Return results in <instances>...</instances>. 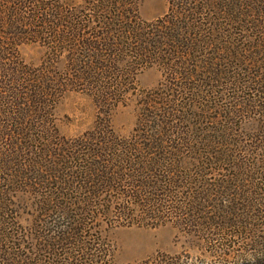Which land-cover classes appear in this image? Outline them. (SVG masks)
I'll return each instance as SVG.
<instances>
[{
	"label": "rangeland",
	"instance_id": "374dc122",
	"mask_svg": "<svg viewBox=\"0 0 264 264\" xmlns=\"http://www.w3.org/2000/svg\"><path fill=\"white\" fill-rule=\"evenodd\" d=\"M181 1L140 0L134 10L129 11L135 24L125 29L141 31L148 35L146 39L153 40L150 34L157 27L152 26L167 14L173 15L176 8L183 7ZM201 1L197 5H203L204 0ZM211 1L214 8L202 10L195 19L197 26L203 23L201 33L195 32L197 37L212 47L232 53L231 57L237 53L250 63H219L222 73L228 70L227 78L239 79L232 82L237 84L218 82L221 86L216 96L200 97L198 91H192L202 98L198 104L191 101L189 94L180 98L169 93L168 80L155 63L139 64L133 70L128 68L131 57L127 51L120 54L117 50L116 54L100 60L91 53L88 54L91 57H87L78 44L69 49L66 43L61 46L63 50L57 46H25L19 49L20 66L13 62L1 63L0 134L3 137L0 156H8L10 173H0V179L5 175L14 176L15 171L17 175L33 178L37 167H45V159L48 162L50 156L75 151L83 157L75 147L84 144L88 137L89 148L102 160L113 156H144L117 152L121 150L116 145L122 148L134 145L132 149L136 151L143 149L138 136L146 129L153 139L163 140L164 148L171 147L165 156L174 158L179 174L173 178L178 177L183 185H179L175 199L165 203L166 209L161 215L151 218L131 207H127L128 216L122 218L117 213L118 205L101 203L104 209H111L110 216L99 217L92 210L94 213L76 226L78 234L68 231L66 238L73 235L75 245L69 240L72 245L64 251L42 252L41 239L45 247H52L54 241L63 238L70 220L48 219L47 223L52 224L48 226L50 232L38 240L34 233L35 207L42 200L37 201L32 190L24 187L25 181L24 185L14 187L1 184L0 190L3 187L5 192H10L4 198L11 214L10 229L3 233L5 238L0 248L3 254L15 255L5 258L8 263L53 264L55 259L64 260L66 264H252L253 259L260 256L256 254L263 252L260 247L251 249L246 245L256 237L264 240V200L253 196L256 185L262 190L260 195L264 194L260 185L264 184V73L258 68L264 67V0ZM73 4L80 7L82 3L76 0ZM224 11L240 17L243 24L227 25L229 17L224 26ZM84 16L80 15L81 20ZM96 25L84 23L85 29L88 28L81 35L84 41L99 43L101 31L93 29L98 27ZM257 52L260 55L253 57ZM211 53V48L206 50L207 56ZM205 60L207 58L201 56L192 61ZM186 63L192 65L191 60ZM15 68L18 73L13 74L10 70ZM23 73L27 74L28 82L16 88V80L24 76ZM205 77L208 84L212 76ZM189 84L196 86L193 80ZM206 91L211 89L202 90ZM16 95L25 99L24 107L18 108L12 103ZM34 95L36 104L31 102ZM173 100L178 101L172 102L177 107L170 109L169 103ZM230 112L236 116L228 115ZM146 120L149 125H145ZM166 129L168 133L159 137ZM224 141L234 145V156L238 160L226 163L222 167L226 171L219 167V171H208L205 177L194 176L193 159L200 154L191 152L201 148L199 144L209 149L212 142ZM37 157L40 158L37 160ZM79 166L78 172L87 171L84 163ZM231 166H240V171H227ZM181 177H187V185L179 179ZM232 181L236 183L231 184ZM219 185L225 190L219 191ZM228 189L230 191H226ZM34 191L37 190L33 187ZM237 222L243 224L229 228ZM86 244L90 245L87 249L92 259L79 254ZM253 249L255 251H251Z\"/></svg>",
	"mask_w": 264,
	"mask_h": 264
},
{
	"label": "trees",
	"instance_id": "16d2710c",
	"mask_svg": "<svg viewBox=\"0 0 264 264\" xmlns=\"http://www.w3.org/2000/svg\"><path fill=\"white\" fill-rule=\"evenodd\" d=\"M74 1L76 0H0V65L1 63L13 62L14 65L20 66L19 49L25 46H57V48L62 49L61 46L67 43L71 49L75 44H78L80 49L85 50L87 57L92 55L95 59L100 60L116 54L117 50H120V54L127 51L131 57V61L127 63L128 68L133 70L139 64L147 66L155 63L164 72L165 79L168 80L169 93L172 92V95L180 98L187 97L189 94L191 101L198 104L202 98L199 99L198 95L195 96L194 91H198L200 97L202 95L216 96L218 94L216 90L221 86L218 82L227 81L230 86L237 84L236 82L233 85L232 82L239 79L236 77L227 78L229 76L228 70L225 69L223 70L225 72L222 73L219 63L234 62L232 64H239V61L250 63V60L244 61L237 53L231 57L230 54L232 53L221 47H212L211 44L202 42L197 37V33L200 34L202 31L203 23L197 26L195 19L202 14V10L214 8L211 0H204L203 5H197L199 0L181 1L183 7L179 10L176 8L173 15L167 14L152 26L157 27L150 34L154 37L153 40L146 39L148 35L145 36L141 31L125 29V26L133 23L129 11L134 10L140 0H79L82 3L80 7L75 6ZM177 2L179 3L180 0ZM80 15L87 16L81 20ZM239 16L242 15L239 14ZM226 18H229L227 25L243 24L239 20L240 17H235L232 13L228 14L224 11L223 19ZM226 22L225 20L224 26ZM84 23L97 24L98 27L93 29L96 32L101 31L98 44H90L83 40L81 35L88 29H85ZM210 48L212 53L207 56L206 50ZM89 53L91 55H88ZM258 55L260 52H257V55L254 54L253 57ZM201 56L207 60L193 63V59L196 60ZM187 60H191V66H188ZM258 68L260 73H264V67L259 66ZM5 71H8V67ZM10 71L13 74L18 73L16 68ZM239 71H242L241 66H239ZM22 75L24 76L16 80V88L23 87L28 82L27 74L23 73ZM206 75L212 76L208 79V84L206 83ZM247 78L249 79V77ZM192 80L196 83L194 88L189 84ZM173 82L176 83L173 84ZM214 84L216 86H213ZM171 86L176 90L170 89ZM2 87L0 84V89H3ZM205 89H211V91L202 92ZM36 97V95L32 96L31 102L33 104L37 102ZM172 98L174 99V97ZM234 100L237 101V99ZM172 102L178 103L177 100L171 101L169 103L170 109L177 107L173 106ZM12 103L18 108L26 105L25 99L18 95ZM228 115L236 116L231 112ZM146 124H148L147 120L145 121ZM229 125H231L230 122ZM0 127L2 128L1 123ZM164 127L167 128L166 125ZM168 130L160 132L159 137L165 136ZM2 137L3 134H0V140ZM138 139L139 143H142L143 149L136 151L132 149L134 145H127L126 148L116 145L117 149L121 150H117V152H135L144 156H113L110 159L102 160L100 156L96 155L97 152L91 147L89 148L91 144L89 143L90 137H88L84 144L75 147L84 154L83 157L75 151L64 156H50L48 162L45 159V167L41 169L37 167L33 178H27V175L24 176L20 173L17 175L15 171L14 176L5 175L4 179H0V186L6 183L14 187L18 184L22 185L25 181L26 186L23 184L24 187L32 191L34 187L37 190L31 191V194L35 195V198L38 197L37 201L42 200L35 207L37 209L35 210L34 233L37 234L38 240L41 239L40 236H45L44 234L50 232L48 226L52 224L47 223L48 219L70 220L67 232L63 238L54 241L56 243L52 247H45L44 241L41 239L43 244L40 245V251L52 250L55 252L58 249L64 251L69 245H72L69 240H72L73 245H75L76 240L72 237L73 235H70L71 238H66L69 236L68 231L72 230L75 235L78 234L79 230L76 229V226L90 217L94 213L93 211H96L99 217H107L112 214L111 209H104L101 203L118 205L117 213L122 218H126L129 214L130 210L127 207L134 208L136 212L141 211L144 216H150V218L161 215L166 209L165 203L175 199V192L179 189V185H182V182L178 181V177L173 178L179 174V169L177 165L173 164L174 158L165 156L167 149H171V147L164 148L163 140L153 139L147 135L146 129L142 131ZM233 146L230 142L225 141L212 142L209 149H204L203 147L206 146L199 144L198 147L201 148L191 152L200 154L193 159L194 171L192 174L197 177H205L208 171H219V167L221 171H226L222 168L226 166V163L238 160L234 156ZM104 151L101 150L102 153ZM92 154L93 156H91ZM0 157V173L3 175L7 172L10 173L8 156ZM39 158L37 157V160ZM80 163L86 165L87 171L78 172ZM231 167L227 171H240L238 168H241L240 166ZM43 173L45 176L36 177ZM231 176L233 177V175ZM186 178H179L184 180V185H187ZM233 183L236 182L232 181L231 184ZM260 185L264 188V184ZM256 186L254 187V199L259 196L260 200H264V194L260 195L261 188ZM223 190L225 188L219 185V191ZM0 191L1 248L5 238L3 233L10 229L8 228V220H10L11 214L6 208V202H4L5 195L10 192H5L3 187ZM63 191L66 193L63 194ZM28 194L30 195V193ZM124 204L127 206H123ZM254 213L258 214V212ZM242 224V222L230 224L229 228L238 227ZM262 244H264V240L256 237L246 245V248L257 249L260 247L261 251L263 250V252H255L260 256L254 258L252 264H264V246ZM76 247L79 249L78 246ZM88 247H90L89 244L84 245L79 254L82 258L89 257L92 259L93 256L89 255ZM255 249L251 251H255ZM7 256L15 257L14 254L10 253L3 254L0 250V262L12 264V261L8 263L5 260ZM52 263L66 264L64 260L58 262L55 259Z\"/></svg>",
	"mask_w": 264,
	"mask_h": 264
}]
</instances>
